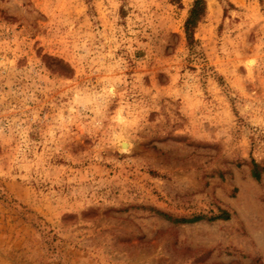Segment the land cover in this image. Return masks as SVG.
<instances>
[{
  "label": "rangeland",
  "instance_id": "rangeland-1",
  "mask_svg": "<svg viewBox=\"0 0 264 264\" xmlns=\"http://www.w3.org/2000/svg\"><path fill=\"white\" fill-rule=\"evenodd\" d=\"M193 1L0 0V264H264V0Z\"/></svg>",
  "mask_w": 264,
  "mask_h": 264
},
{
  "label": "trees",
  "instance_id": "trees-1",
  "mask_svg": "<svg viewBox=\"0 0 264 264\" xmlns=\"http://www.w3.org/2000/svg\"><path fill=\"white\" fill-rule=\"evenodd\" d=\"M205 12V0H194L192 5L188 10V15L184 21V32L186 35V39L191 41L193 39V29L201 19ZM261 172H264V167H260V165L255 162L253 159L251 160V176L255 179L260 177ZM201 215L193 216L191 218H176L172 219L174 222H193L201 219Z\"/></svg>",
  "mask_w": 264,
  "mask_h": 264
},
{
  "label": "bare ground",
  "instance_id": "bare-ground-1",
  "mask_svg": "<svg viewBox=\"0 0 264 264\" xmlns=\"http://www.w3.org/2000/svg\"><path fill=\"white\" fill-rule=\"evenodd\" d=\"M124 141H126V142H124V145L127 144V147H129V142L127 140H124Z\"/></svg>",
  "mask_w": 264,
  "mask_h": 264
}]
</instances>
